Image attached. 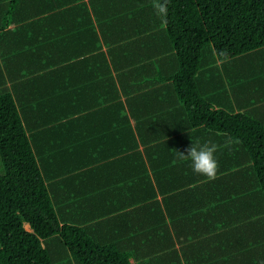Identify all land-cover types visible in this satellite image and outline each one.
Listing matches in <instances>:
<instances>
[{"label": "crops", "instance_id": "obj_1", "mask_svg": "<svg viewBox=\"0 0 264 264\" xmlns=\"http://www.w3.org/2000/svg\"><path fill=\"white\" fill-rule=\"evenodd\" d=\"M130 2L0 0V57L12 50V64L0 61V89L15 96L41 164L61 166L55 202L66 200L63 211L116 241L125 229L102 226V214L130 222L139 207L143 220L158 211L155 203L122 208L120 198L157 201L164 219L149 226V236L131 235L137 264H264L262 196L242 183L241 167L229 163L206 181L178 159L191 140L216 143L219 166L235 155H224V135L190 123L170 78L178 65L165 24L157 30L146 28L147 18L143 27L128 20ZM237 85L207 95L216 107L264 123V83Z\"/></svg>", "mask_w": 264, "mask_h": 264}, {"label": "trees", "instance_id": "obj_2", "mask_svg": "<svg viewBox=\"0 0 264 264\" xmlns=\"http://www.w3.org/2000/svg\"><path fill=\"white\" fill-rule=\"evenodd\" d=\"M11 19L8 17L2 29ZM163 22V32L175 50L178 65L170 78L175 94L184 103L186 117L194 126L205 125L233 142L224 143V155L235 157L219 169L229 163L241 167L239 171L245 177L242 183L256 188L264 200V123L248 111L214 106L207 93L215 92L211 86L219 88L209 83L208 89H203L200 81L208 63L211 67L223 63L221 75L227 70L236 76L232 69L237 67L229 61L264 49V0H169ZM208 45L215 51L209 53L213 54L209 62ZM240 72L241 84L249 86L254 75H247L245 69ZM0 156L5 167L0 173V264H72L73 260L76 264H137L130 260L135 249L131 235L145 232L149 236V226L164 219L157 201L147 203L150 197L139 201L128 193L120 198V207L144 201L139 204L149 210L155 203L158 211L153 216V211H149L151 215L146 211L141 220L139 207L134 208L128 217L130 222L127 216L102 214L107 216L102 226L116 224L117 230L125 229L126 234L115 241L95 234L94 226L86 224L89 222L72 218L74 210L58 208L51 187L62 181L58 179L63 172L61 166L41 164L15 96L8 89H0ZM138 221L141 223L134 225ZM127 235L130 239H123Z\"/></svg>", "mask_w": 264, "mask_h": 264}, {"label": "rangeland", "instance_id": "obj_3", "mask_svg": "<svg viewBox=\"0 0 264 264\" xmlns=\"http://www.w3.org/2000/svg\"><path fill=\"white\" fill-rule=\"evenodd\" d=\"M153 0H131L130 3H128L127 8L125 9V13L129 14L130 18L128 20L132 22L139 23L140 26L143 27L142 22L144 19H148V22L144 23L149 27L151 24L156 27L157 30L160 29L159 25L163 23V19L158 17L155 12H153L152 7ZM148 11V14H152L151 16H145V13ZM155 11V10H154ZM159 32V31H158ZM207 51V57L206 61H211V56L215 54L214 48L212 45L206 46ZM213 53L210 54L209 53ZM10 56L9 57H0V61L4 62L5 64H8L9 59L11 57V64H12V50H10ZM16 61V59L14 60ZM229 64L236 65L237 68H233L232 71L236 74V76H231L230 73L226 70L222 75L221 72L224 71V68L220 63H218V67H211V63H208V66L205 67V72H203L201 79L202 81H206L207 83H215L218 90L213 88L211 86V89L213 91H217L216 93H221L222 95L226 93V85L228 84L233 89L237 90L238 85L237 83L241 84L242 78H239V76L242 74L240 71L246 70L245 72L247 75H254V78L249 80V85H255L257 87L260 86L261 83H264V49H259L256 51H253L249 54H244L242 57L239 58H233L231 61H229ZM247 63V64H246ZM216 65V64H215ZM241 68V70H239ZM243 68V69H242ZM210 69H215L214 71ZM242 77V75H241ZM251 96V95H250ZM5 170L2 158L0 156V173H3ZM68 201V200H67ZM68 204L66 200L63 199L60 200L59 207H66ZM26 224V227L29 228V225ZM73 264H76V262L73 260Z\"/></svg>", "mask_w": 264, "mask_h": 264}, {"label": "clouds", "instance_id": "obj_4", "mask_svg": "<svg viewBox=\"0 0 264 264\" xmlns=\"http://www.w3.org/2000/svg\"><path fill=\"white\" fill-rule=\"evenodd\" d=\"M168 3L169 0H153L152 7L155 10V14L161 19H166L168 15ZM226 53H221V56L226 57ZM231 141H226V144H230ZM218 150V146L214 142H200L191 143L182 151L177 150L176 155L178 159L182 161H189L193 173L204 177L206 181H212L217 178L219 169V163L215 153Z\"/></svg>", "mask_w": 264, "mask_h": 264}, {"label": "bare ground", "instance_id": "obj_5", "mask_svg": "<svg viewBox=\"0 0 264 264\" xmlns=\"http://www.w3.org/2000/svg\"><path fill=\"white\" fill-rule=\"evenodd\" d=\"M28 226V225H27Z\"/></svg>", "mask_w": 264, "mask_h": 264}]
</instances>
